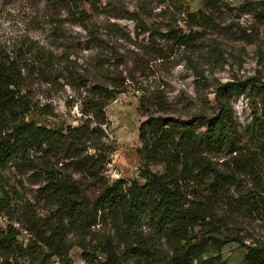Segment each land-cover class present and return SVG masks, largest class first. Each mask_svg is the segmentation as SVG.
<instances>
[{
    "label": "trees",
    "instance_id": "obj_1",
    "mask_svg": "<svg viewBox=\"0 0 264 264\" xmlns=\"http://www.w3.org/2000/svg\"><path fill=\"white\" fill-rule=\"evenodd\" d=\"M47 1L56 17L75 18L94 53L79 63L72 41H62L60 24L54 30L60 51L36 40L0 44V216L6 220L0 264H72L75 245L84 264H225L221 250L229 242L245 248L240 264H264V239L245 227L264 226V82L218 83L210 112L184 116L162 90L141 93L138 177L109 180L105 167L116 147L109 142L105 108L130 77L106 57V29L130 37L116 23L91 20L109 9L101 0ZM169 1L156 0L155 7ZM219 1L203 0L197 10L185 11L182 25L166 22L162 32L126 9L111 16L134 20L149 39L158 34L190 47L199 30L217 27L213 9ZM138 48L165 57L161 46ZM34 84L68 85L79 107L77 123L50 126L31 118L49 114L33 100ZM236 95L245 96L251 109L244 126L236 118ZM6 167L36 186L34 201L17 197Z\"/></svg>",
    "mask_w": 264,
    "mask_h": 264
},
{
    "label": "rangeland",
    "instance_id": "obj_2",
    "mask_svg": "<svg viewBox=\"0 0 264 264\" xmlns=\"http://www.w3.org/2000/svg\"><path fill=\"white\" fill-rule=\"evenodd\" d=\"M109 9L103 13L91 15V20L106 26L116 23L117 29L130 38H121L120 33L107 30L111 61L126 79V90L119 93L106 106L109 121L107 134L109 142L116 147L105 167V176L109 180L138 177L139 156L138 125L144 116L138 109L141 93L162 90L168 100L177 105V114L192 115L197 112H210L215 107L214 87L228 80H244L256 77L264 82V0H220L213 9L217 27L202 29L199 37L190 47H177L164 42L159 35L151 39L147 33H141L134 20L119 15V9H126L147 24H152L162 32L163 24L177 21L182 25L186 10L195 11L203 0H170L167 5L155 7L156 0H101ZM87 13L89 6L83 5ZM163 11L161 14L159 12ZM74 17L61 13L56 17L47 0H0V44L18 45L36 40L55 51L54 30L61 25L64 38L76 50L78 62L88 59L93 53L83 28L74 23ZM125 37V36H124ZM161 46L165 57L156 58L146 54L139 45ZM58 46V45H57ZM70 58H74L71 55ZM142 65L140 68L138 63ZM193 67L198 71L196 74ZM32 97L38 106L44 107L49 114L31 113V118L41 124H76L80 113L78 103L73 101V90L68 86L34 84ZM233 106L240 126L250 122L251 109L248 99L243 95L233 97ZM47 105V106H46ZM9 184L16 187L17 197L35 200L36 186L26 177H17L12 168H4ZM42 203H40L41 205ZM46 209V208H45ZM43 207L41 211L45 212ZM0 225L5 226V217L0 216ZM239 226H237L238 228ZM244 227V226H241ZM255 237L264 239V226L254 222L245 226ZM24 233V232H23ZM28 235H23L27 241ZM245 248L235 242H229L221 250V259L225 264H240ZM69 256L72 264H84L80 249L75 245ZM54 264H61L55 261Z\"/></svg>",
    "mask_w": 264,
    "mask_h": 264
}]
</instances>
